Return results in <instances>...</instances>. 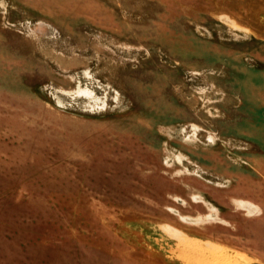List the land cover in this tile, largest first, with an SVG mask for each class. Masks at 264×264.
<instances>
[{
	"label": "rangeland",
	"instance_id": "374dc122",
	"mask_svg": "<svg viewBox=\"0 0 264 264\" xmlns=\"http://www.w3.org/2000/svg\"><path fill=\"white\" fill-rule=\"evenodd\" d=\"M238 262L264 264V0H0V264Z\"/></svg>",
	"mask_w": 264,
	"mask_h": 264
},
{
	"label": "bare ground",
	"instance_id": "6f19581e",
	"mask_svg": "<svg viewBox=\"0 0 264 264\" xmlns=\"http://www.w3.org/2000/svg\"><path fill=\"white\" fill-rule=\"evenodd\" d=\"M239 262H240V261H239ZM239 262H238V263H239ZM239 264H240V263H239Z\"/></svg>",
	"mask_w": 264,
	"mask_h": 264
}]
</instances>
